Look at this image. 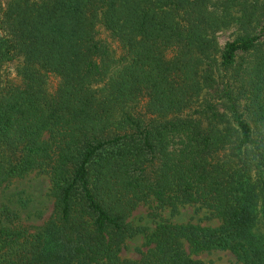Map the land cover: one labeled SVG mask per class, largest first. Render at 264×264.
<instances>
[{
	"label": "trees",
	"instance_id": "16d2710c",
	"mask_svg": "<svg viewBox=\"0 0 264 264\" xmlns=\"http://www.w3.org/2000/svg\"><path fill=\"white\" fill-rule=\"evenodd\" d=\"M198 2L0 7V61L23 63L20 82L0 90V190L39 171L53 199L51 220L36 234L0 209V264H205L193 256L212 252L264 264V52L216 95L214 43ZM259 40L225 44L222 69ZM142 102L144 112H135ZM148 200L157 209L199 205L220 224L160 220L140 259L122 260L135 234L128 220Z\"/></svg>",
	"mask_w": 264,
	"mask_h": 264
},
{
	"label": "rangeland",
	"instance_id": "374dc122",
	"mask_svg": "<svg viewBox=\"0 0 264 264\" xmlns=\"http://www.w3.org/2000/svg\"><path fill=\"white\" fill-rule=\"evenodd\" d=\"M201 10L207 17V29L204 36L212 40L213 70L215 84H218V92L221 95L225 83L233 85V78L237 72L242 71L256 55L264 52V34H260L264 27V0H203ZM200 2V0H199ZM198 2V3H199ZM8 0H0V7L7 8ZM157 7V5H156ZM157 12L168 13L174 17L184 15L183 11H175L170 8L157 7ZM260 40L256 47L245 54L237 56L235 62L225 71L220 66V56L225 44L242 36H258ZM101 37L106 38L111 46L119 50L117 45L108 38L107 33L101 30ZM22 58L11 62L0 61V90L4 85L20 82ZM205 67L201 63L200 70ZM58 79L50 76L47 82L49 92H53ZM204 95V90H203ZM144 102L134 107L138 113L144 112ZM50 177L42 172L35 171L21 179H15L3 186L0 190V209H8L13 212L19 223L26 227L31 234L43 232L51 220L53 211V199L50 194ZM255 231L263 232L261 213ZM160 220L172 224H193L201 227H217L219 221L212 218L208 210L199 205L180 204L175 208L157 209L152 200L139 203L132 212L129 223L134 236L127 239L120 254L122 260L137 262L141 254L146 251L144 244L147 238L154 232ZM205 264H237L235 258L227 252L203 253L193 256Z\"/></svg>",
	"mask_w": 264,
	"mask_h": 264
}]
</instances>
